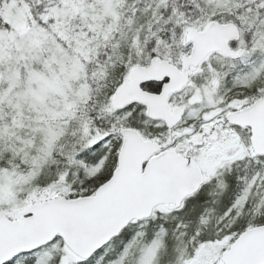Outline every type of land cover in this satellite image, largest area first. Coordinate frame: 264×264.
<instances>
[{"label":"snow or ice","instance_id":"snow-or-ice-1","mask_svg":"<svg viewBox=\"0 0 264 264\" xmlns=\"http://www.w3.org/2000/svg\"><path fill=\"white\" fill-rule=\"evenodd\" d=\"M0 264H264V0H0Z\"/></svg>","mask_w":264,"mask_h":264}]
</instances>
